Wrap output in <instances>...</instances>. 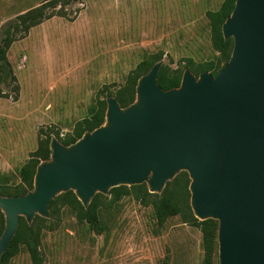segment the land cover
Returning a JSON list of instances; mask_svg holds the SVG:
<instances>
[{"label": "water", "instance_id": "water-1", "mask_svg": "<svg viewBox=\"0 0 264 264\" xmlns=\"http://www.w3.org/2000/svg\"><path fill=\"white\" fill-rule=\"evenodd\" d=\"M220 32L232 45L214 76L183 69L178 86L162 90L157 61L137 79L130 104L104 99L100 126L68 146L50 136L32 189L0 196V256L18 219H48L59 194L71 191L86 209L119 186L160 194L185 172L192 216L217 222V264H264V0H234Z\"/></svg>", "mask_w": 264, "mask_h": 264}, {"label": "rangeland", "instance_id": "rangeland-1", "mask_svg": "<svg viewBox=\"0 0 264 264\" xmlns=\"http://www.w3.org/2000/svg\"><path fill=\"white\" fill-rule=\"evenodd\" d=\"M44 0H0V27ZM223 0H72L13 42L0 73V183L18 170L44 134L60 137L86 118L97 99L114 95L127 75L161 54L166 75L213 59L205 13ZM59 6L56 7L58 9ZM97 199L98 230L59 206L40 230L41 264H202L201 234L180 216L158 225L132 194ZM8 264H31L20 248ZM212 264H216L213 259Z\"/></svg>", "mask_w": 264, "mask_h": 264}, {"label": "trees", "instance_id": "trees-1", "mask_svg": "<svg viewBox=\"0 0 264 264\" xmlns=\"http://www.w3.org/2000/svg\"><path fill=\"white\" fill-rule=\"evenodd\" d=\"M72 0H44L39 5L30 8L0 27V73H7L14 81L6 61V52L9 46L26 36L29 29L39 25L53 16L64 17L63 8ZM234 0H223L220 7L213 12H206L205 16L209 25V41L211 49L217 54L213 59L194 67L190 59H185L183 69H188L195 76L200 72H209L214 76L223 67L230 55L231 39L223 40L220 26L225 18L230 14ZM59 6L58 9L56 7ZM161 54L150 55L140 61L135 68L127 75L122 88L118 89L114 95L120 107H125L134 100V86L137 79L145 74L150 67L160 61ZM183 71V70H182ZM182 72L173 71L166 75L164 67L160 65L156 83L162 90H168L178 86ZM111 95H107L109 97ZM105 99V98H104ZM97 99L89 110L86 118L77 121L71 132L60 137L57 133L44 134L38 139L35 151L31 153L28 160L24 162L18 170V182L0 183V196L15 197L22 196L32 189V178L36 166L39 162L47 160L49 157L48 142L50 136H54L63 146L74 143L84 132H90L103 123L105 101ZM189 180L185 172H179L171 181L166 182L160 194H150L144 184L130 187L119 186L108 190L107 195L111 196V202H116L122 196L132 194L134 199L142 206H149L158 225H161L167 218L179 215L183 223L197 227L201 234L202 264H212L216 259V231L217 222L211 219L204 221L196 220L189 208V193L187 190ZM99 194H95L86 209H83L75 199L71 191L57 195L48 203L49 218L56 215L59 206L66 205L75 211L79 221L84 222L94 231L98 230L97 199ZM49 218L42 219L34 216L31 224L26 225L23 218L18 219V226L11 238L4 253L0 256V264H8L22 248L28 255L31 264H41L38 253L40 240V230L49 229ZM3 230V216L0 212V234Z\"/></svg>", "mask_w": 264, "mask_h": 264}]
</instances>
